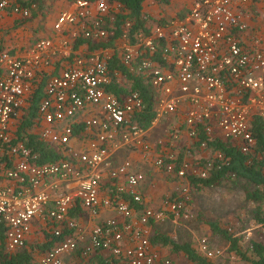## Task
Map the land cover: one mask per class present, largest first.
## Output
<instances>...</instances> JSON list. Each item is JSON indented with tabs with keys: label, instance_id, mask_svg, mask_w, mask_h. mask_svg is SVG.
<instances>
[{
	"label": "built area",
	"instance_id": "2783aa9c",
	"mask_svg": "<svg viewBox=\"0 0 264 264\" xmlns=\"http://www.w3.org/2000/svg\"><path fill=\"white\" fill-rule=\"evenodd\" d=\"M248 1L153 0L165 8L142 11L144 24L136 30L119 3L72 2L50 25L67 46L60 54L69 62L46 80L37 115L30 119L38 131H13L12 124L56 51L54 39L38 37L20 53L0 47V224L9 251L25 247L32 221L40 217L50 246L24 264H64L65 257L70 264H94L96 257L101 264H172L151 242V226L186 217L188 197L176 193L157 208L148 206L137 189L144 175L129 159L112 166V153L138 145L151 150L145 141L148 127L179 113L201 148L215 139L229 141L251 161L256 153L252 120L264 124V35L241 36L248 27ZM41 5L42 0H0V13L28 18ZM78 36L91 42L109 38L111 44L75 47ZM130 79L146 87L152 103L147 126L138 121L146 101L138 88L129 87ZM124 85L126 90L118 92ZM176 127L169 131H180ZM72 138L87 139V147L72 146ZM30 139L55 145L59 158L38 162ZM226 160L220 152L214 160H185L170 152L157 154L154 164L180 181L206 178ZM105 177L115 192L100 197ZM120 177L124 183L116 185ZM102 208L119 217L94 223ZM196 252L206 259L218 256L205 238L198 240Z\"/></svg>",
	"mask_w": 264,
	"mask_h": 264
},
{
	"label": "rangeland",
	"instance_id": "374dc122",
	"mask_svg": "<svg viewBox=\"0 0 264 264\" xmlns=\"http://www.w3.org/2000/svg\"><path fill=\"white\" fill-rule=\"evenodd\" d=\"M58 1L42 0L40 8L32 11L28 18L2 17L0 19V39L9 42L13 30H17L21 39L29 44L40 36H48L52 32L50 25L54 16L65 6V4L60 6ZM31 35L32 38H29ZM52 36L54 37V33ZM154 156H156L155 153L151 159L155 158ZM199 156V152L190 151L188 153L183 150L180 157L189 160L209 157ZM146 170L153 190L151 196L158 198L156 199L157 203L171 193L179 195L185 193L188 197L186 217L179 215L174 218L171 216L169 219L156 223V233H163L179 244L189 243L195 251L198 240L205 238L210 246L218 251V256L207 259L212 264H249L230 250L227 240L209 229L200 214L203 217L216 219L222 227L238 239L239 246L249 253L248 249L253 241L264 243V227L257 221V214L264 217V198L254 202L246 197L247 192L254 190L252 183L240 177H231L220 180L216 185L196 189L187 179L176 180L175 183L167 178L169 184L166 186L161 173L148 167ZM153 179L155 184L152 183ZM156 246L163 255L172 261V264H201L189 260L183 252L173 250L169 245L164 246L156 243Z\"/></svg>",
	"mask_w": 264,
	"mask_h": 264
},
{
	"label": "crops",
	"instance_id": "0c3cea01",
	"mask_svg": "<svg viewBox=\"0 0 264 264\" xmlns=\"http://www.w3.org/2000/svg\"><path fill=\"white\" fill-rule=\"evenodd\" d=\"M152 1L153 0L143 1L142 11L151 13L156 10L158 11L161 8H165V6L163 5L151 3ZM173 1L176 4L183 3V0H173ZM58 2L60 3V6H63V4H65L64 8H61V10L69 9L72 7L71 3H68L64 0H59ZM244 8H245V13H246L245 21L248 27L244 32L241 33L242 38H244V40H247V37L254 38L258 36H263L264 35V0H249L247 3L244 4ZM5 16H10L11 18H17L14 15L0 13V19ZM53 33L54 32L52 31L46 37H50L51 39H54L56 51L55 53H53V55L50 56L51 58L49 60L48 65L44 66L43 74L37 77L35 85L32 89V94L29 97V100L26 103L25 107L23 108L21 113L18 114L17 118L13 120V124H12L13 131H21L22 129L26 127H29L27 131H38V127L32 122H30L29 125H25L22 127L19 126L20 124L23 123V120L27 117L26 112L28 111V105L30 103V99L32 98V95L35 93V91H37L39 87H41V93L43 97L46 80L50 76L59 73L61 69L64 68L69 62L67 58L63 57L60 54V52L64 51L67 48V46H64L62 44L61 42L62 37H60L59 35H55V34L53 37L52 36ZM40 37H45V36H40ZM29 38H32V35ZM3 46L11 49L12 52L20 53L24 51L27 48V46H29V43H27V41L24 42L21 39L20 34L17 32V30H13V32L11 33V40L9 42L4 41V39H0V47H3ZM79 47L86 48L87 45L82 44ZM89 50L91 49L89 48ZM130 82L131 83L129 87L131 88V85L133 84L132 79H130ZM120 89L121 91H125L126 90L125 85L124 87L118 88V92L120 91ZM28 119H31V118H28ZM182 120H183V117L178 113L169 119H162L160 122H157L155 125H151L150 127H148L147 134L145 136V141L150 143L152 146L151 150L149 151L144 150L142 146L138 145V146H125V147L115 150L112 153V160H111L112 166H117L120 163H122L124 160L129 159L132 162V169L134 171L141 172L144 175V178L138 184L137 189L142 196L143 202L147 204L148 206L157 208L160 206L161 201L163 199L159 203H157L158 201H156V199L158 198H153L151 196L153 195V190H152V185L149 182V178H147V170H146L147 167L149 169H153L155 172L161 173L162 177H164L165 179L166 186L169 184V182L167 181L168 179L174 181L175 183H176V180H179L175 178L172 174L166 173L162 168L154 164V158L151 159L153 156V153L157 155V154L175 152V153H178L179 156H181V152L184 150V151H188V153H190V151L199 152V155H200L199 157H206V156L210 157V155H212L210 148L208 147L201 148L198 144L199 143L198 138L190 137L188 135V131H186L185 126L182 125ZM176 126H179L180 131H169V130L176 129L177 128ZM173 134H177L178 138L177 139L172 138ZM160 135H162L161 136L162 138L160 137V139L168 140L169 137L171 139L168 143H166L163 146L155 145L156 142L159 140ZM70 142L72 146L80 148V149L86 148L88 144L87 139L78 140L76 138H72ZM185 160H189V159L185 158ZM163 174L166 175L167 177L164 176ZM10 183H11L10 181L1 182V184L3 185H7ZM123 183H124V177H120L119 179L115 181L116 185H122ZM152 183L155 184L154 179L152 180ZM114 192L115 190H114L113 182L107 177H105V179L103 180L102 187L99 192L100 197L108 196L111 194L113 195ZM124 194H125V199L130 198L129 194H126V193ZM173 194L174 193H171V195ZM171 195H168V196H171ZM49 205L50 204H48V206ZM137 215H138V212H135L133 217L135 218L137 217ZM116 216L119 217V214L117 212L111 209L102 208L100 210V214H98L95 217V219H93V222L94 223L100 222L101 220L111 218V217H116ZM83 222L87 223V225L92 224V220L87 221L86 219H84ZM43 225H44V222L42 218L40 217L34 218L32 221L30 232L27 234L25 247L28 249V251L31 252L32 259L40 257L43 254V252L50 246L49 245L50 241L47 235L43 231ZM151 228H152V234L155 235L156 234V231H155L156 223H152ZM4 240H5V248L7 251H9L6 246L5 235H4ZM153 245L155 249L160 252L159 248L156 246V243L155 244L153 243ZM160 254L163 255L161 252ZM70 262H71L70 259L68 257H65L64 264H70ZM93 262L94 264H101L102 260L100 257H96V259L93 260Z\"/></svg>",
	"mask_w": 264,
	"mask_h": 264
},
{
	"label": "trees",
	"instance_id": "16d2710c",
	"mask_svg": "<svg viewBox=\"0 0 264 264\" xmlns=\"http://www.w3.org/2000/svg\"><path fill=\"white\" fill-rule=\"evenodd\" d=\"M64 1L72 3L76 0ZM107 1L119 3L121 6V11H127V13L123 16L130 17L134 20V30L143 26L144 20L142 18V9L143 1L145 0ZM123 16L120 15L119 17ZM82 44H86L88 48L94 49L97 47L109 46L111 44V41L108 38L103 41L91 42L87 39L82 38L81 36H78L75 41V47ZM131 88H138L144 96V99L146 101V112L140 118H138V121L144 126H147L153 116V113L151 111L152 103L149 99V96L147 95L146 87L142 86L139 82H136L135 79H133ZM41 97V87H39L30 99L28 111L26 112L27 117L23 120V123L19 125L20 127L29 125L31 121L28 118H32L37 115V105L40 102ZM252 122V133L256 139V153L251 161L247 162L246 160L248 159L249 155L241 153L229 141L215 139L210 143L208 142L205 148L208 147L211 149L212 155L210 158L214 160L215 153L220 152L224 156V158L227 159V163H221L220 167H214L210 169V174L206 178L200 179L197 177L193 178L188 176V180L192 187L199 189L203 186L216 185L220 180L225 178L227 179L231 177H240L254 185V190H252L251 192H247L246 194V197L248 199L254 202H258L264 198V124L258 118H253ZM30 137H33V135H31ZM199 138L200 140L204 138L202 131H199ZM27 142V144L33 149V152L37 153L38 162L53 161L59 158L58 148L55 145L41 143L38 141H34V139H30ZM220 161L222 160H215V162L217 163H220ZM121 195L125 197L124 193H121ZM200 215L201 219L208 225L209 229L213 233L220 234L225 240H227L230 244V250L234 251L242 260L248 262L249 264H264V243L253 241L251 243L250 249H248L249 253H247V250H243L239 246L238 239L234 237L227 229L222 227L216 219L203 217L202 214ZM257 221L264 227L263 216L257 214ZM151 242L164 246L169 245L173 250L183 252L191 261L201 264H212L206 258L200 256L193 248H191L189 243H176L163 233H156L155 235H153L151 237ZM31 259L32 254L26 247L17 248L16 250L12 251L6 250L4 240V227L2 226V224H0V264H24Z\"/></svg>",
	"mask_w": 264,
	"mask_h": 264
}]
</instances>
